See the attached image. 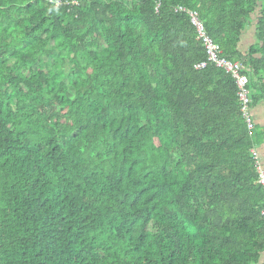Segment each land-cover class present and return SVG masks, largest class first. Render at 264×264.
Listing matches in <instances>:
<instances>
[{
	"label": "trees",
	"instance_id": "1",
	"mask_svg": "<svg viewBox=\"0 0 264 264\" xmlns=\"http://www.w3.org/2000/svg\"><path fill=\"white\" fill-rule=\"evenodd\" d=\"M180 6L264 103V0H0V264H261L264 130Z\"/></svg>",
	"mask_w": 264,
	"mask_h": 264
},
{
	"label": "built area",
	"instance_id": "2",
	"mask_svg": "<svg viewBox=\"0 0 264 264\" xmlns=\"http://www.w3.org/2000/svg\"><path fill=\"white\" fill-rule=\"evenodd\" d=\"M176 13H186L192 18L193 24L197 27L200 38L204 40V44L208 52V61L199 64L197 70H204L208 64L212 63L217 68L225 71V74L230 76L238 88V99L241 105L243 119L247 125V130L250 137H254L256 133V123L253 115L251 91L249 89V78L245 75V67L239 61H231L223 57L221 47L207 35L203 21L198 12H194L185 7H177ZM252 157L256 161L257 171L259 173V184L264 186V168L261 160V153L257 146L251 150ZM264 214V212H263Z\"/></svg>",
	"mask_w": 264,
	"mask_h": 264
},
{
	"label": "crops",
	"instance_id": "3",
	"mask_svg": "<svg viewBox=\"0 0 264 264\" xmlns=\"http://www.w3.org/2000/svg\"><path fill=\"white\" fill-rule=\"evenodd\" d=\"M249 33H250V31H246L243 34V38H245L246 35ZM242 51H244V50H242ZM253 110H254V118H255V122L257 124V127H260L261 130L263 131L264 130V103H260ZM259 148L261 151V159H262V164H263V168H264V140H263L262 144L259 146ZM261 264H264V253L262 254V257H261Z\"/></svg>",
	"mask_w": 264,
	"mask_h": 264
},
{
	"label": "rangeland",
	"instance_id": "4",
	"mask_svg": "<svg viewBox=\"0 0 264 264\" xmlns=\"http://www.w3.org/2000/svg\"><path fill=\"white\" fill-rule=\"evenodd\" d=\"M255 25H256V19L254 20V24L251 27L250 33L247 34L245 38L242 37L243 41L241 43L242 44L241 48L244 51H247L249 49V47L252 44H255V42H256V37H255V33H254ZM253 115H254V110H253ZM259 129L257 131H259Z\"/></svg>",
	"mask_w": 264,
	"mask_h": 264
},
{
	"label": "clouds",
	"instance_id": "5",
	"mask_svg": "<svg viewBox=\"0 0 264 264\" xmlns=\"http://www.w3.org/2000/svg\"><path fill=\"white\" fill-rule=\"evenodd\" d=\"M57 5H60V3H57ZM157 11H158V7H157ZM254 109V108H253ZM254 120H255V118H254ZM256 123V122H255ZM246 124V123H245ZM256 129H257V124H256ZM250 136V135H249ZM255 136H256V133H255ZM255 136L254 137H251V138H255ZM254 146H257L258 148H259V146L258 145H254ZM253 146V147H254ZM252 147V148H253ZM252 148H251V150H252ZM259 151H260V148H259ZM260 153H261V151H260ZM251 155H252V153H251ZM254 159V158H253ZM262 160V159H261ZM255 167H256V161H255ZM256 171H257V167H256ZM258 172V171H257ZM259 174V173H258ZM258 183H259V181H258ZM264 187V186H263Z\"/></svg>",
	"mask_w": 264,
	"mask_h": 264
}]
</instances>
